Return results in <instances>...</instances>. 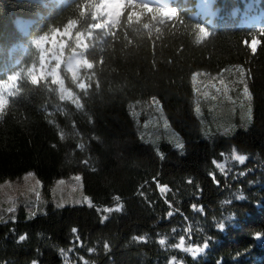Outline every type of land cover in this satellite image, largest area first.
Masks as SVG:
<instances>
[{"label":"trees","instance_id":"trees-1","mask_svg":"<svg viewBox=\"0 0 264 264\" xmlns=\"http://www.w3.org/2000/svg\"><path fill=\"white\" fill-rule=\"evenodd\" d=\"M98 4L0 0V80L17 76L0 110V181L32 169L48 191L80 171L87 197L0 221V264H264V0H134L114 20ZM57 30L68 32L62 55L80 51L93 67L60 64L53 84L37 73V42ZM215 84L247 87L248 125L201 130L196 104ZM69 92L80 108L60 99ZM153 98L183 144L162 156L134 114ZM181 237L207 248L194 259L175 247Z\"/></svg>","mask_w":264,"mask_h":264},{"label":"rangeland","instance_id":"rangeland-1","mask_svg":"<svg viewBox=\"0 0 264 264\" xmlns=\"http://www.w3.org/2000/svg\"><path fill=\"white\" fill-rule=\"evenodd\" d=\"M67 36L68 32L56 34L55 43H53V36L47 40L45 38L38 40L41 41L40 44L37 42L40 48V64L36 70L39 75L50 74L58 79L60 64L71 74L83 65L84 60L80 51L72 50L62 55V39H66ZM12 83L13 81L10 79L0 81V93L5 98L11 92ZM244 88L241 86V88L233 89L223 84L207 87L204 96L201 94L203 100L196 104V109H199V111L196 110V115L200 121L201 130L204 132H213L219 129L224 131L228 127L236 128L238 125H248L251 120V105L249 92L245 93ZM143 107L146 108L145 117L142 116L140 110L134 113L138 135L143 142L152 145L157 155L162 156L166 145H175L177 138L178 142H181V135L170 124L155 100H151L148 105ZM165 120L167 127H165ZM86 201L87 197L80 171L58 177L48 191L41 186L32 169L19 176L0 181V221L12 219L19 212L26 216L43 213L50 203L54 206H64L81 204ZM200 248H204V246Z\"/></svg>","mask_w":264,"mask_h":264},{"label":"snow or ice","instance_id":"snow-or-ice-1","mask_svg":"<svg viewBox=\"0 0 264 264\" xmlns=\"http://www.w3.org/2000/svg\"><path fill=\"white\" fill-rule=\"evenodd\" d=\"M134 0H101V4L98 6V10L99 8L103 7L107 9V14L109 16V18H112L113 16L116 18H119L121 16V14L123 13L125 6H131L133 5ZM143 9H146L149 13L155 11L158 13H163V15L165 17H171L174 16L176 13V9H166V8H162V7H156L155 9L152 6H149L148 4L144 3L142 5ZM83 14V13H82ZM133 15H135L134 12H129L128 14V20L131 21L133 18ZM96 18V15L93 14V19ZM69 26H71V22L69 24ZM100 24H97L96 27H100ZM197 27H199V31L201 33H203L204 35H208V31L207 28L205 26L202 25H197ZM59 30H57L58 33ZM67 31V30H66ZM56 42V34L54 33L53 35V43ZM41 41H38V44H40ZM246 46L250 47L252 52L255 53L256 49H257V41L253 40L251 44H248L247 41H245ZM79 63V62H78ZM83 65H85L88 69H91L93 67V65L91 63H89L87 60L83 61ZM75 75V73H74ZM193 78L195 79V74L193 75ZM12 81H16L17 80V76H12L9 78ZM32 82L33 83H37L38 82V78L36 76H32L31 77ZM58 82V79H53L52 83L56 84ZM61 84V88H63V82L60 81ZM79 88L80 89H84L85 88V84L84 83H80L79 84ZM248 89L245 86L244 88V92L247 93ZM60 99L63 101L65 99H71L72 102L75 104V106L77 108H80L81 105L79 104V102L73 98L72 94L69 92L67 97L63 94H61ZM153 100H155V98H153ZM8 101L5 99L4 95L2 93H0V110H3L6 103ZM157 105L159 104V101H156ZM197 111H199V109H196ZM165 127H167V121L165 120ZM225 132H227V129L225 130ZM175 147L177 149H182L183 148V144L178 142V138H177V142L175 144ZM232 159L239 162L240 164H243L247 157L245 155H237L235 154V152L233 153ZM218 168H220L221 170L224 169V165L223 164H217L216 165ZM77 179H79V177H77ZM166 186L162 187L160 189L161 194L163 195V193L165 192ZM244 198L243 196L237 197V199H242ZM121 206H117L115 209H105V211H119ZM171 215V213H169V216ZM218 227L220 229H222L224 227L223 223L219 224ZM75 231V230H74ZM25 237H20L21 240H23ZM134 240H139V242H147V238L145 237H140V238H136L133 237ZM160 245H165L166 241L164 239H159L157 241ZM176 248L180 249L183 252L186 253H190L192 255V257L195 259L196 256L200 253H202L204 251L205 248H207V243H205L204 248H200V247H184V238L181 237L179 244L175 245ZM170 264H175V261L172 260L170 261Z\"/></svg>","mask_w":264,"mask_h":264}]
</instances>
